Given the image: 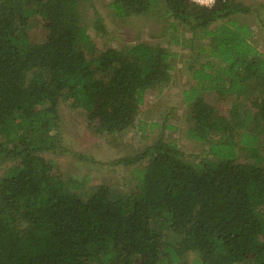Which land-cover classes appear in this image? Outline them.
<instances>
[{"label":"trees","instance_id":"obj_1","mask_svg":"<svg viewBox=\"0 0 264 264\" xmlns=\"http://www.w3.org/2000/svg\"><path fill=\"white\" fill-rule=\"evenodd\" d=\"M90 2L0 0V166L10 164L0 176V264H190L189 255L192 264H264V53L237 20L254 7L109 1L120 18L164 5L191 33L182 42L197 81L183 95L187 137L204 147L186 159L163 133L172 126L153 122L162 132L151 144L113 161L135 166L132 184L113 190L87 188L88 176H65L45 159L88 160L63 144L60 104L83 110L93 133L122 136L145 124V95L170 82L177 53L154 41L100 48ZM38 22L43 36L32 41ZM91 26L108 34L97 10ZM205 92L236 97L228 116Z\"/></svg>","mask_w":264,"mask_h":264},{"label":"rangeland","instance_id":"obj_2","mask_svg":"<svg viewBox=\"0 0 264 264\" xmlns=\"http://www.w3.org/2000/svg\"><path fill=\"white\" fill-rule=\"evenodd\" d=\"M110 0H91L85 7V15L88 18L89 33L94 38L100 48L130 46L138 41H154L166 45L171 52L179 55L190 53L183 44L185 37H190L191 33L185 26L178 24L172 17L163 15L164 5L153 7L147 14L134 16L131 18H120L113 14L109 7ZM244 3L254 7L252 13L239 15L237 20L246 23L252 30L250 41L262 53H264V0H242ZM97 10L103 18L108 30L107 35L97 33L91 26V19ZM220 22L212 24L219 25ZM43 33L40 24L33 27L30 31L32 41H40ZM183 42V43H182ZM186 57V56H185ZM188 86L187 78H174L171 84L167 85L162 91L147 92L144 103L141 106L139 119L144 126L129 130L122 136L97 135L88 127L85 112L83 110H73L67 104H60L61 115V135L63 144L69 151L80 154L88 160H81L70 152L61 154L60 152H47L45 159L57 163L59 170L65 176L84 179L89 177L87 188L98 184H107L113 190L126 189L132 184V171L135 166L125 167L113 164V161L134 153L136 150L151 144L159 133L162 132L161 126L150 127L153 122L167 121L169 124H176L175 129H165V137L176 142L185 153L186 159H194L196 154H202L203 146L191 142L187 136L188 121L185 120V110L180 111L179 102L180 91ZM219 97L216 94L209 99L221 108L223 113H227L232 106L234 97L226 96L221 106L217 104ZM241 100V99H240ZM176 104V116L167 118L165 113L168 111L167 105ZM180 115V116H179ZM184 115V117H183ZM179 116V117H177ZM242 154V153H241ZM10 164L0 166V176L8 171ZM84 190V189H83ZM82 193V191L78 192ZM194 255H189L187 260L190 264Z\"/></svg>","mask_w":264,"mask_h":264},{"label":"crops","instance_id":"obj_3","mask_svg":"<svg viewBox=\"0 0 264 264\" xmlns=\"http://www.w3.org/2000/svg\"><path fill=\"white\" fill-rule=\"evenodd\" d=\"M188 49V48H187ZM189 50V49H188ZM260 51V50H259ZM189 52L190 53H186V57L184 56V54L183 55H180L179 57H178V53L177 52H175V53H177V55H176V57H175V60L174 61H172V70H171V80H170V82L168 83V84H166V85H164L163 87H161L160 89H157V90H150V92H153V91H162L167 85H169V84H171V82H173V80H174V78H176V77H179V79H182L183 77H185V78H187V80H188V86L187 87H185V88H183L181 91H180V98H179V102H177V106H179L180 105V108H181V110L180 111H184L185 112V117H184V115H183V117L185 118V120H188L189 118H188V115H189V104H190V101H188L189 100V97L187 98V101H184V97H183V95H184V92L185 91H188V92H190L194 87H196L197 86V81L193 78V75H192V72L190 71V70H188L187 69V64H186V62L188 61V57H189V55H192L193 53H192V51H190L189 50ZM200 61H202V62H206V61H210V58H207V57H205V56H203V55H200ZM216 62H219V61H216ZM217 65L219 64V63H216ZM216 65V66H217ZM196 67H199V65H197ZM194 90V89H193ZM149 92V91H148ZM214 94H216L217 96H221V97H219V100H218V102H217V104H219L220 106H221V103L223 102V100L224 99H226V98H224V97H226V96H222V95H219V94H217V93H215V92H205V93H203V95L204 96H206V97H208V98H210L211 96H214ZM228 96H231V97H234V100L236 99V97L235 96H233V95H228ZM234 102V101H233ZM168 107H167V109H168V111H166L165 113H167L166 115V117L167 118H169L170 116H176V111L178 112V110H177V107H176V104H170V105H167ZM224 105H223V103H222V108H224L223 107ZM230 108H231V106H230ZM218 109H219V111H220V113L222 114V115H224V116H228V113H229V111L230 110H228V112L225 114V113H223L222 111H221V108L218 106ZM180 116V115H179ZM179 116H177V117H179ZM168 125H171L172 126V128H170V130L172 129H175V127H176V124L175 123H173V124H169V123H167ZM189 126V125H188ZM186 136H187V133H186ZM188 138V137H187ZM189 139V138H188ZM191 142H195V141H193V140H191V139H189ZM196 143V145H200L199 143H197V142H195ZM200 146H202V145H200Z\"/></svg>","mask_w":264,"mask_h":264},{"label":"built area","instance_id":"obj_4","mask_svg":"<svg viewBox=\"0 0 264 264\" xmlns=\"http://www.w3.org/2000/svg\"><path fill=\"white\" fill-rule=\"evenodd\" d=\"M192 1L195 3H198L200 5H205V6H210V5L214 4V2H215V0H212V3L209 4V3L202 2V0H192Z\"/></svg>","mask_w":264,"mask_h":264},{"label":"clouds","instance_id":"obj_5","mask_svg":"<svg viewBox=\"0 0 264 264\" xmlns=\"http://www.w3.org/2000/svg\"><path fill=\"white\" fill-rule=\"evenodd\" d=\"M202 2H204V3H212V0H202Z\"/></svg>","mask_w":264,"mask_h":264}]
</instances>
